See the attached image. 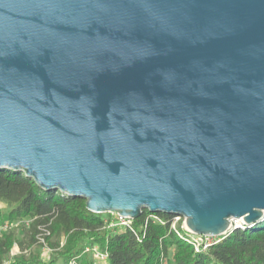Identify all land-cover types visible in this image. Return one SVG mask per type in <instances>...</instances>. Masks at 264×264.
I'll return each instance as SVG.
<instances>
[{
  "label": "water",
  "instance_id": "1",
  "mask_svg": "<svg viewBox=\"0 0 264 264\" xmlns=\"http://www.w3.org/2000/svg\"><path fill=\"white\" fill-rule=\"evenodd\" d=\"M0 168L196 234L264 220V0H0Z\"/></svg>",
  "mask_w": 264,
  "mask_h": 264
},
{
  "label": "trees",
  "instance_id": "2",
  "mask_svg": "<svg viewBox=\"0 0 264 264\" xmlns=\"http://www.w3.org/2000/svg\"><path fill=\"white\" fill-rule=\"evenodd\" d=\"M2 204L4 206L2 207ZM133 218L128 226L107 227L111 214L86 208L85 199L57 190H45L20 171L0 168V223L18 222L0 233V264H5L13 245L19 252L10 264H264V220L247 228H234L215 237L206 248H194L173 214L154 212L163 223L147 216ZM42 236L55 255L40 259L30 247ZM97 243L107 251L104 261L84 250Z\"/></svg>",
  "mask_w": 264,
  "mask_h": 264
},
{
  "label": "built area",
  "instance_id": "3",
  "mask_svg": "<svg viewBox=\"0 0 264 264\" xmlns=\"http://www.w3.org/2000/svg\"><path fill=\"white\" fill-rule=\"evenodd\" d=\"M110 214H111L110 219L106 221L107 227L109 228L118 227V226H128L130 228L133 227L132 226L133 218L123 217L116 213H110ZM148 217L158 220L159 222L163 223L161 218L158 215L154 214V212L148 211L145 219H147ZM183 221H184V218L182 216L173 215L171 227L177 231V229L175 228L176 223L180 222V228L184 231V233L186 234L185 236L190 240L194 248L197 250L199 248H206L208 245L215 242V237H218V236H209V235L193 233L183 226ZM17 223L18 222H8V221L4 223H0V233L10 229L11 227L16 226ZM38 239H39V242L42 243V245L46 246L44 238L42 236L39 235ZM84 250L89 252L91 256L96 260L104 261L107 258V251L105 249H101L97 243L86 244ZM69 264H75L74 260L69 261Z\"/></svg>",
  "mask_w": 264,
  "mask_h": 264
},
{
  "label": "rangeland",
  "instance_id": "4",
  "mask_svg": "<svg viewBox=\"0 0 264 264\" xmlns=\"http://www.w3.org/2000/svg\"><path fill=\"white\" fill-rule=\"evenodd\" d=\"M3 206H4V204H2V207ZM30 250L37 252L38 256L40 257V259H42L44 261H49V260H51L52 258L55 257L53 252L51 250H49L47 246H44V245H40V244L33 245V246L30 247ZM18 252H19L18 246L17 245H13V247L11 248V251H10V253L8 255V258L5 261V264H10L12 262V260H13V256H16L18 254ZM63 262L64 261L62 259H60V258L55 260L56 264H63Z\"/></svg>",
  "mask_w": 264,
  "mask_h": 264
},
{
  "label": "bare ground",
  "instance_id": "5",
  "mask_svg": "<svg viewBox=\"0 0 264 264\" xmlns=\"http://www.w3.org/2000/svg\"><path fill=\"white\" fill-rule=\"evenodd\" d=\"M240 220L239 219H236V223L239 224Z\"/></svg>",
  "mask_w": 264,
  "mask_h": 264
}]
</instances>
